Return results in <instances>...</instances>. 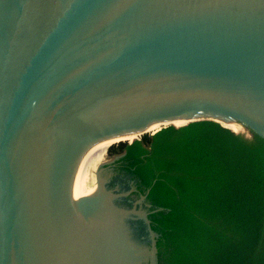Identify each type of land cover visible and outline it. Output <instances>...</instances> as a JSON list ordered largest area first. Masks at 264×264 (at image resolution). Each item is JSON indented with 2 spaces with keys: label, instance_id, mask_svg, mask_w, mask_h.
Segmentation results:
<instances>
[{
  "label": "water",
  "instance_id": "95a60500",
  "mask_svg": "<svg viewBox=\"0 0 264 264\" xmlns=\"http://www.w3.org/2000/svg\"><path fill=\"white\" fill-rule=\"evenodd\" d=\"M0 264H264V0H0Z\"/></svg>",
  "mask_w": 264,
  "mask_h": 264
}]
</instances>
